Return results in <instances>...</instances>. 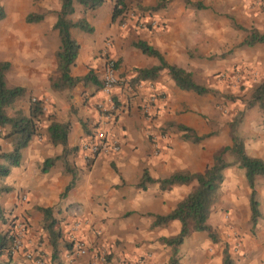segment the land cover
<instances>
[{
	"label": "crops",
	"instance_id": "crops-1",
	"mask_svg": "<svg viewBox=\"0 0 264 264\" xmlns=\"http://www.w3.org/2000/svg\"><path fill=\"white\" fill-rule=\"evenodd\" d=\"M189 1L200 2L203 7L196 8L185 0H165L162 8L144 19V27L130 19L125 26L113 20L114 0H104L100 7L86 11L78 2L73 4L70 20L85 18L93 31L70 29L79 44L70 74L83 77L92 71L101 79L103 60L111 57L116 62L119 83L108 93L92 83L80 82L70 91L51 87L60 45L54 29L60 0H39L33 7L15 0L9 11L4 6L6 14H45L41 21H25L16 29L15 42L11 37L0 38V61L10 63L5 78L8 80L14 66L15 86L26 90L20 105L27 112L29 96L34 94L45 107L41 132L22 149L20 164L0 178V186L11 188L0 192V208L5 218L13 219L15 231L19 221L25 223L23 243L28 250L44 249L50 254L41 227L43 215L37 208L51 207L63 239L70 238L71 226L80 221L74 235L89 245L88 253L77 256L72 264H168L171 248L159 238L177 234L181 223L175 219L164 226L152 228L151 224L155 215L172 211L197 183H177L167 189H161L157 182L147 183L146 189L137 183L144 169L153 179L175 172L204 171L215 153L232 144L230 120L216 109L212 93L198 95L178 88L166 69L155 79H137L136 69L158 65L159 60L133 47L132 42L146 41L167 63L185 68L193 76L198 65H207L208 75L227 68L228 53L234 52L236 63L247 61L257 67L260 80H264V41L253 46L243 44L250 29L264 34V3L260 8L262 5L254 0ZM157 2L127 0L126 7L140 3L148 8ZM200 9L206 13L192 14ZM150 20H156V25L152 26ZM11 45H15L14 57L13 49L8 48ZM243 47H255L257 55L243 59ZM213 64L220 69L213 70ZM259 111L254 106L246 109L237 133L245 153L264 160V115ZM51 120L68 123L66 147L71 151L43 170L46 158L60 156L63 151V146L53 144L46 133ZM177 124L191 128L198 136L209 135L192 142L183 138L185 132L177 130ZM95 129L117 138L121 149L86 162L77 147L89 140ZM0 148L9 151L11 145L0 137ZM224 158L230 159L227 154ZM65 162L74 171L75 180L61 197L72 178ZM254 189L260 213L255 224L251 221V188L244 169L238 165L225 168L218 199L207 219L216 240L208 231L191 232L179 247V263L222 264L227 248L233 264H264L263 177L257 176ZM5 227L0 222V229ZM67 249L61 247V263ZM97 250H103L105 257L101 258ZM21 252L15 251L11 264H30ZM49 259L45 256L47 264Z\"/></svg>",
	"mask_w": 264,
	"mask_h": 264
},
{
	"label": "trees",
	"instance_id": "trees-1",
	"mask_svg": "<svg viewBox=\"0 0 264 264\" xmlns=\"http://www.w3.org/2000/svg\"><path fill=\"white\" fill-rule=\"evenodd\" d=\"M3 0H0V23L6 17V12ZM78 2L83 6V9L94 10L100 7L104 0H60V9L57 11V19L54 23V29L58 31L59 48L55 54L56 56V76L50 80L51 87L57 91H70L78 83L82 82L84 85L92 83L97 88L101 87L100 79L95 73L89 71L83 77H74L70 74V68L74 64L78 54L79 44L70 35L71 28H78L85 32L91 33L93 27L85 18H81L75 22H72L69 15L74 12L73 4ZM165 0H158V2L146 9L155 11L164 6ZM186 4H190L196 8H202L200 2H191L185 0ZM127 0H114L112 9V19L122 23L125 15L124 9L126 8ZM139 7L144 8L140 3H136ZM45 14L42 13H29L25 16V21L28 23L39 22L44 18ZM236 27L241 26L235 24ZM264 41V34L259 33L255 29L248 30L243 44L247 46H253L256 43ZM132 46L140 49L143 53L156 57L159 60V64L150 68H139L137 72V79H155L162 69L168 71L169 76L175 82L176 86L182 90L193 91L198 95H205L212 93L216 95L212 88L197 82L194 79L193 73L185 68L177 65L167 63L163 55L149 45L144 40H137L132 42ZM10 67L8 61H0V128L6 130L4 138L8 139L11 143V150L0 151V177L8 175L12 167L18 166L21 162V151L27 146L31 138L39 133V124L42 116L45 114L44 105L41 100L30 101L28 110L25 112L22 108L15 109V112L10 115L7 112L8 108H11L20 101L25 95V88L22 86H8L6 83L5 74ZM96 88V89H97ZM223 96V95H221ZM227 98L234 100L233 96H226ZM247 107L256 106L264 115V80L258 82L251 91L250 98L246 101ZM242 118V112L231 119L229 123L231 130L232 144L225 146L221 151L215 153L212 158V162L205 168L204 171L199 173L189 172H175L167 177L153 179L149 176L146 169L137 183V186L146 189L147 183H159L161 189H167L173 184L177 183H189L193 180L197 185L192 189L182 200L178 202L176 207L167 214L155 215V219L151 224V227H159L166 225L171 220H179L181 223L180 230L177 234L170 237H160L159 241L171 248V255L168 260V264H180L179 263V247L183 243L184 239L193 231H208L210 237L216 240L214 232L211 230L210 225L207 223V219L210 213L212 205L218 199V191L220 184L223 180V170L232 165H238L245 171V176L251 193L249 197L251 208V221L256 223L260 213L258 209V203L255 197V181L257 176L264 178V160L256 157H251L245 153L243 142L237 133V126ZM175 128L180 131H184L183 138L191 140L192 142H199L207 137L209 134L198 136L194 131L181 124L175 125ZM69 131L68 123H59L55 120H51L46 127V133L49 140L53 144H61L63 151L60 156L46 158L42 163V169L46 170L52 166L54 162L59 158H65L70 149L66 147L67 134ZM76 149V148H74ZM227 154L230 159L226 160L224 155ZM65 169L68 171L72 178L66 185L62 196H65L66 192L72 187L75 180V173L65 162ZM10 187L3 186L0 188V192L10 191ZM43 215L42 217V229L47 235V244L50 246V261L58 262L60 260L61 247L70 248L71 244L67 241H63L62 230L56 219L53 217V209L51 207H38L37 208ZM0 220L4 221V214L0 208ZM13 244V235L11 230L0 229V255L5 252L8 254V260L6 262L0 261V264H9L11 261L10 249ZM222 264H233V259L228 252L227 248L223 251Z\"/></svg>",
	"mask_w": 264,
	"mask_h": 264
},
{
	"label": "rangeland",
	"instance_id": "rangeland-1",
	"mask_svg": "<svg viewBox=\"0 0 264 264\" xmlns=\"http://www.w3.org/2000/svg\"><path fill=\"white\" fill-rule=\"evenodd\" d=\"M23 1L27 2V4L33 7L39 0H23ZM254 1L257 3V5H260V6L262 5L260 8L263 7V3H264L263 0H261L262 4L260 3V0H254ZM14 2L15 0H3V4L5 8L7 9V11L11 9V6ZM205 13H206V10L200 9V10L193 11L192 14H205ZM26 15L27 14H6L5 19L0 23V38L11 37V38H14V42H15V30L19 29L21 25L26 23L25 22ZM8 48L13 49L12 57H14L15 45L13 47L12 45L8 46ZM239 50H241V48H239ZM256 55H257V51L255 47H249V48L243 47V51H242L243 59L247 58V60L249 59L251 60V58L253 59V56H256ZM228 56H229L228 57L229 65L227 68H224V69L222 68L221 70H219L220 68L213 64L212 69L219 70V71L211 75H208L206 73L208 70V66L198 65L195 70L194 78L197 82L207 85V86H211L213 90L217 91L216 95H212L213 98L211 101L215 102L216 109L221 111V113H225L228 115V118L230 120L229 123H230L231 119H233V117L237 115L240 111L242 112V116H243L245 110L249 108L247 107L246 101L250 98V94L254 86L261 80L258 76L259 69L257 67L250 65L247 61H245L244 63H241L238 61L236 63V59H235L236 56L234 52L228 53ZM10 73L11 75L8 78V80H6V83L8 86H15L14 66L10 69ZM55 76H52L51 79H53ZM227 95L233 96L235 99L231 100L226 97ZM25 96H26V92L23 98H25ZM36 100H40V99H38V97L35 96L34 94H31V96H29V103L30 101H36ZM41 101L44 105L43 100ZM20 102L21 100L18 101L16 104H14L13 107L8 108L7 109L8 114L12 115L15 112V109H21V108L23 109V107L20 105ZM43 109L45 111V107ZM5 132L6 130L4 128H0V137L5 139L6 142H8L11 145L9 140L3 137ZM40 132H41V126L39 128V133ZM0 151H4V150H1L0 148ZM1 187L3 186H0V188ZM0 222H3L6 224V227L1 230H11V234L13 235V240H14L15 224H12L13 219H10L9 217H6V218L4 217V221L0 220ZM41 226H42V222H41ZM68 239H64L63 241H67L70 243ZM39 241L41 245L44 243V240L42 237L39 239ZM46 245H47V238H46ZM13 246L14 245L12 244L11 249H10V254H11L10 260H12V256L15 254V250H13ZM40 250H41L40 251L41 256L43 257V258H40L41 260L43 259L42 264H47L45 262V256L46 258L50 257V254L45 252L44 249H40ZM21 251H22L21 254L23 256H24V252L28 251L24 243H23V247L21 248ZM30 251H33V250L31 249ZM7 260H8L7 252H5L3 255H0V261L6 262ZM29 263L32 264L31 262ZM52 263L61 264L60 260L58 262L50 261V264ZM9 264H11V261L9 262ZM12 264H15V261Z\"/></svg>",
	"mask_w": 264,
	"mask_h": 264
},
{
	"label": "built area",
	"instance_id": "built-area-1",
	"mask_svg": "<svg viewBox=\"0 0 264 264\" xmlns=\"http://www.w3.org/2000/svg\"><path fill=\"white\" fill-rule=\"evenodd\" d=\"M125 15L121 26H125L127 20H134L135 25L138 27H144V19H148L151 16V11L146 8H141L138 5L136 7H126L124 9ZM152 26L156 25V20H150ZM116 62L111 57H105L102 64L101 73V88L104 92L108 93L110 89L119 83L117 77ZM105 109V108H104ZM105 111V110H103ZM86 162L91 161L94 157L103 153H113L116 154L120 151L121 146L117 138H109L107 134L102 130H94L91 138L89 140L83 141L79 147H77ZM80 227V221H75L70 228V248L67 249L66 259L61 264H72L77 256L86 255L89 251V245L82 239L76 238L74 233ZM26 233V225L23 221H19L17 225V230L15 231V237L13 240V250L18 251L23 247V238ZM101 258L105 257V252L97 250ZM24 256L28 262L32 264H42L43 258L40 251H25ZM135 264H141V261Z\"/></svg>",
	"mask_w": 264,
	"mask_h": 264
}]
</instances>
